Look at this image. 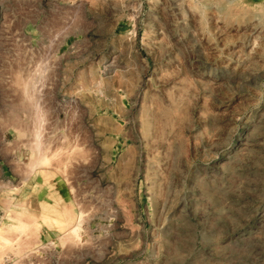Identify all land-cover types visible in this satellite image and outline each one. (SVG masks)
Instances as JSON below:
<instances>
[{"label": "rangeland", "instance_id": "374dc122", "mask_svg": "<svg viewBox=\"0 0 264 264\" xmlns=\"http://www.w3.org/2000/svg\"><path fill=\"white\" fill-rule=\"evenodd\" d=\"M20 221L0 264H264V0H0V231Z\"/></svg>", "mask_w": 264, "mask_h": 264}, {"label": "bare ground", "instance_id": "6f19581e", "mask_svg": "<svg viewBox=\"0 0 264 264\" xmlns=\"http://www.w3.org/2000/svg\"><path fill=\"white\" fill-rule=\"evenodd\" d=\"M35 86L36 85H34V82H31L30 83V81H29L28 85L25 87V90H24L25 97L29 98L30 100H33L35 98L36 93H37ZM34 102H36V100ZM33 105H34V109H35V110L34 109L33 110L35 111V114H36V121L38 122L39 119H41L40 117L42 115L41 114L42 110H40L39 106L36 103H34ZM33 133H34V143H33V146L37 150L38 155L36 156V158L33 161V163L29 166V170L31 172H34V171L37 172L39 169H41L43 167H46L47 165L50 164V162H51V156L48 154V151H47L48 149H47L46 145L44 146L43 142L41 141V136L42 135H41V129H40V127H36V129H34V132ZM55 156H56V154H55ZM30 174H32V173H30ZM56 223H57V220H56ZM64 223L65 224L67 223L68 226H69V224H75V221L71 218L68 222L59 221L57 224H60L59 227L62 228L61 225H64ZM77 224H78V222H77ZM28 228H29V225L27 223H25L23 221H20L18 224L11 223V225L9 226V229L4 230L2 232L0 231V252L6 251V249L9 248V249L12 250L13 253H14V251H16L15 254L16 253L21 254V252H23V248L20 245V243H18L19 246H21L19 248H18L17 244H16L17 248H15L16 246H14V244L17 241L18 242L20 241L22 243V241H21L22 239L20 240V238L22 237L23 234L25 235V232L28 230ZM73 230L75 231V229H73ZM73 230L71 231V233L69 232V234H70V237H68L69 239L72 236L71 234H74V231ZM9 231L12 232V233L14 231V233L17 234L16 235V234L13 233L14 236L16 235L15 236L16 238L15 237L11 238V236L13 234L10 235L8 233ZM66 235L68 236V233ZM14 239H18V240H14ZM71 239L74 242L76 241L73 238H71ZM13 241H16V242H13ZM68 242H70V240Z\"/></svg>", "mask_w": 264, "mask_h": 264}]
</instances>
